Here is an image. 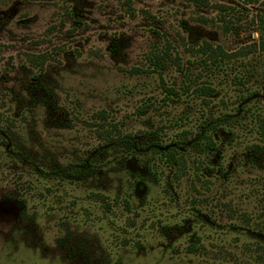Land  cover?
Listing matches in <instances>:
<instances>
[{
    "label": "rangeland",
    "instance_id": "rangeland-1",
    "mask_svg": "<svg viewBox=\"0 0 264 264\" xmlns=\"http://www.w3.org/2000/svg\"><path fill=\"white\" fill-rule=\"evenodd\" d=\"M260 16L264 0H0V264H264L251 119L264 127V55L197 52L245 49ZM165 49L182 72L153 61ZM202 84L215 94L189 93ZM209 122L221 126L206 154Z\"/></svg>",
    "mask_w": 264,
    "mask_h": 264
},
{
    "label": "trees",
    "instance_id": "trees-1",
    "mask_svg": "<svg viewBox=\"0 0 264 264\" xmlns=\"http://www.w3.org/2000/svg\"><path fill=\"white\" fill-rule=\"evenodd\" d=\"M186 1L192 2L195 4H200V5L204 4V0H186ZM247 1L249 2V4H251V0H247ZM216 8L220 9L223 7L217 6ZM256 25H257L258 35H259L258 41L246 47L245 49H241L239 52L227 54L220 47H213L208 44H205L202 47L198 48L197 52L200 53L204 58L203 63L206 64V63L223 62L224 60L236 58L238 56L244 57L251 53H258V54L264 55V16L258 17ZM225 29L226 31L230 30V28H225ZM171 49H173V47ZM49 58L50 56L47 53H44L38 56L31 55V56H28L27 62L31 68L41 72L43 70L44 64L47 62ZM152 58H153V61H155L156 64H158L159 67H164V64L167 62V63L173 64L175 66V69H177L179 73L182 72L181 69H183V67L181 64L180 57L177 54L174 57H171L170 50L168 49H165L159 53H155ZM155 69H157L156 66L153 68V71L151 72H155ZM131 72L149 74L147 71H141L136 68L133 69ZM190 84L191 83L189 82L188 84L184 86L185 92L186 91L188 92V88L189 86H191ZM163 91L165 92L166 99L179 98V96L181 95L179 91L171 87L164 86ZM261 91H262V96H263L262 98L264 99V83H262ZM189 93L192 94V96L195 98L211 97L213 94H215V88L210 84H202L200 86L193 87V89H191ZM251 116H252L251 118L252 122H255V123L257 122L256 125H257V129L259 130L257 131L258 134L263 138L264 137L263 121L260 119L259 116L257 117L254 113L251 114ZM97 117L103 120H106V117L104 116L103 113H99ZM224 122H225L224 124L227 125V127L231 126V123H229L228 121H224ZM220 126H221L220 122L207 123L206 128L203 129V132L200 135V141L196 143L195 146L197 148H201L203 152H205L206 154H209L210 152L215 151L217 147H216V142L213 141L212 136L214 133H216L219 130ZM127 146L131 150L134 148V145H131V143L129 142H127ZM138 148H141V147L138 146ZM258 148H259L258 145H253L252 147L249 148L251 151L250 153H253V150L258 149ZM176 153L177 151L175 149H170L169 151H166L164 153L161 152L160 155L162 158H165V161L169 165L177 167L179 172H181L182 167L184 168L185 158L183 154H176ZM84 165L82 166V168L88 166L86 163ZM249 221L250 219L247 216L243 215L242 222L245 225H248ZM259 257L260 259L264 261V250L262 254L259 255Z\"/></svg>",
    "mask_w": 264,
    "mask_h": 264
}]
</instances>
